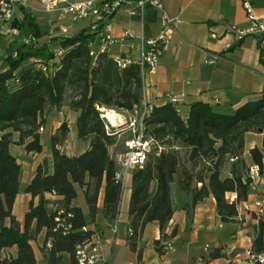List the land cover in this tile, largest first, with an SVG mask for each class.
<instances>
[{
	"label": "trees",
	"instance_id": "trees-1",
	"mask_svg": "<svg viewBox=\"0 0 264 264\" xmlns=\"http://www.w3.org/2000/svg\"><path fill=\"white\" fill-rule=\"evenodd\" d=\"M21 15L20 20L10 24L19 31V37L9 44L0 72V252L17 249L16 257L7 253L0 257V264H36L30 243L36 241L35 236L42 231L44 244L51 242L49 250L42 249L46 252L47 264H76L75 247L90 235L82 229L94 226L99 230L95 221L98 215H102L107 225L116 222L119 215L123 185L115 180L117 167L108 153L117 135L106 134L98 108L131 112L138 107L142 99L141 71L136 64L120 69L106 53L98 54L94 60L90 44L96 34L88 28L72 37L55 36L25 9H21ZM26 36H32L36 42L23 44L21 39ZM45 36L47 41L40 43ZM257 45L260 48L258 39ZM56 49L62 51L58 64L54 63ZM259 62L264 69L262 52ZM40 65L46 67V72ZM69 93L72 94L69 107L79 113L78 138L89 140L90 148L75 157L61 153L59 147L66 140L69 128L66 122L60 125L50 140L51 172L43 163L24 189L25 194L39 200L36 206L30 202L21 230L12 215V206L19 194L21 167L9 147L12 144L24 146L27 153L40 154L38 130L44 125L46 111H60ZM144 124L145 135L161 147V151L156 155L155 147L144 167L131 173L128 247L137 253L138 259L141 235L146 225L154 222L162 234L154 248L158 254L164 253L161 242L166 238L164 229L174 212L170 186L175 180L189 197L184 205L188 217L197 203L211 195L220 220L223 223L235 221L237 206L247 200L251 188L247 177L250 166L243 159L244 137L257 130L264 134V94L255 95L232 115L220 114L212 105L197 102L190 106L187 116L182 117L178 105L167 103L154 107ZM14 134L18 136L17 141H13ZM179 149L187 151L192 169L200 163L206 167L196 173L182 167ZM228 158L230 177L222 179ZM250 160L252 165L264 166V135L261 149L250 150ZM193 182L200 183L201 187H193ZM77 188L84 194L85 212L73 205ZM102 188V205L98 207ZM227 193L235 194L236 199L229 203L225 198ZM46 194L62 197V200L49 208ZM56 205L72 215L69 220L72 231L68 235L58 230L54 232ZM174 234L175 231L172 236ZM253 250L254 253L264 251L261 224ZM220 256L215 251L212 258Z\"/></svg>",
	"mask_w": 264,
	"mask_h": 264
},
{
	"label": "crops",
	"instance_id": "crops-1",
	"mask_svg": "<svg viewBox=\"0 0 264 264\" xmlns=\"http://www.w3.org/2000/svg\"><path fill=\"white\" fill-rule=\"evenodd\" d=\"M66 1L82 3L88 0ZM105 1L96 0L98 4ZM251 4L255 17L264 22V0H252ZM26 11L36 18L42 28L55 36H63L58 30L60 26L68 29L66 37L75 36L87 28L86 21L73 22L59 13H45L35 0L29 1ZM163 12L179 18L181 23L172 32L169 47L161 57L156 71L153 74L145 73L141 77L140 105L161 107L168 103L167 96L173 95L181 99L178 108L182 117H186L190 106L197 102L208 105L217 102L215 108L218 113L232 115L237 107L251 101L255 95L264 94V69L259 62L257 40L254 37H246L238 43L234 33L230 31L231 26L241 30L250 27L238 0H164L163 10L148 7L143 12L130 3L118 10L109 21L112 43L107 47L106 55L114 61L117 58H126L131 64H136L143 42L157 37L162 30L160 17ZM21 18V13H18L14 21ZM45 41L46 36L40 39V43ZM10 43L0 38V72ZM92 50H100L97 37ZM60 58L56 57L54 63L58 64ZM50 111L48 116L45 114L44 132L40 133V154L27 153L24 146L12 144L9 147L11 155L21 167L19 194L12 206V215L20 224L21 230L30 202L36 206L39 200L25 194L24 189L43 163H46L47 170L51 172L50 140L60 125L66 122L69 128L66 140L59 147L61 153L75 157L90 148L89 140H81L77 135L76 120L79 113L67 106H63L58 112L56 109ZM53 113H56V116L51 117ZM262 135V130H257L246 133L244 137L243 159L248 166H252L250 150L261 149ZM17 139L18 136L14 134L13 141ZM124 151L121 137H117L116 143L109 148V157L113 159L116 154ZM230 164L228 158L222 170V179L230 177ZM116 167L118 170L119 167ZM126 180L127 177L123 185ZM192 186L199 189L201 184L193 182ZM130 194L131 174L128 184L122 189L116 234L112 243V235L105 219L102 215L96 217V225L103 235L104 249L109 250L106 264H250L249 253L254 252L253 242L259 224L262 226L264 242V217L257 221L253 216L255 202L264 198V178L250 188L247 200L237 206V217L232 223H223L220 220L216 212V202L211 195L197 203L188 217L184 205L189 201V197L180 190L175 180L170 186L174 212L164 229L166 238L161 242L164 246L171 247V250L162 255L156 252L154 244L161 241L162 234L156 222L150 223L146 225L138 242V249H141L140 259L137 253L130 251L128 247ZM44 197L50 203L49 208L62 200V197L51 194ZM102 198L103 188L99 192L98 207L102 205ZM225 198L231 203L236 199V195L227 193ZM73 205L84 212L87 209L84 194L79 188ZM40 235L44 236V231ZM32 243H35L37 248ZM30 244L36 264H47L46 252L40 247V242L32 241ZM215 251L221 256L212 258ZM7 253L16 257V247L1 251L0 257ZM261 253L264 254V251Z\"/></svg>",
	"mask_w": 264,
	"mask_h": 264
},
{
	"label": "built area",
	"instance_id": "built-area-1",
	"mask_svg": "<svg viewBox=\"0 0 264 264\" xmlns=\"http://www.w3.org/2000/svg\"><path fill=\"white\" fill-rule=\"evenodd\" d=\"M30 0H0V32L5 30L6 34L19 37L17 30L10 27L12 21H14L16 15L21 13V9L29 8ZM37 1L42 10L45 13H59L60 16H67L71 21H86L87 28L91 33H95L97 39L100 42L99 52L92 50L93 43L90 44V55L96 59L100 53H105L107 47L112 43L110 36V19L120 9L132 3L135 8L143 12L148 7L163 10L164 0H106L105 2L98 4L96 0H88L82 3H69L66 0H35ZM245 12L246 19L250 23V27L245 30L237 29L234 26L230 27L236 37L237 42L242 41L246 37H254L256 40H260V52L264 53V22L257 19L253 13L252 0H238ZM132 12V11H131ZM160 23L162 30L159 35L153 39H148L143 42L140 49V57L136 63L140 67L141 77L145 73L153 74L160 62L161 57L167 51L171 34L175 31L181 23V20L177 17H171L167 13L163 12L160 17ZM61 35L67 36L68 29L66 27H58ZM53 35V33L51 34ZM21 42L26 45H32L36 41L32 36H26L21 39ZM55 56L60 58L62 51L56 50ZM32 62L37 60L32 59ZM118 67L124 69L131 64L129 59L117 58L115 59ZM41 69L46 72V67L40 65ZM52 71V70H51ZM180 97L169 95L167 96V102L173 105L180 103ZM217 102L212 104L215 107ZM152 105H139L134 107L131 112L123 110H112L105 108H98L99 116L104 121V129L107 135L116 134L120 137L124 133H128L129 137L124 140L123 145L125 151L123 153L116 154L113 158L115 164L119 167L115 172V180L121 182L122 185L126 177L134 170L142 169L146 164L149 155L156 148V155L161 151V147L145 135L144 121L149 117L153 110ZM108 112H114L120 118L124 120L125 125L118 127L120 124L113 125L111 121L106 119ZM118 122V120L116 121ZM39 133L44 132V127L39 128ZM247 177L250 180V186L256 185L261 178H264V166L258 167L252 165L248 169ZM55 196V195H52ZM55 207V206H54ZM255 210L253 211L254 218L259 221L264 217V198L256 201L254 204ZM55 216V229L60 231L63 235H68L72 231V225L69 220L72 218L70 213H66L64 209L56 205ZM113 238L116 234L117 224L107 225ZM83 232L89 233V237L78 244L74 250V259L76 264H106L108 249H104L103 235L100 230L94 226H88L82 229ZM40 247L44 250L51 248V242L46 244L42 241ZM171 250L168 245L164 246L163 251ZM250 264H261L264 262V254L262 253H249Z\"/></svg>",
	"mask_w": 264,
	"mask_h": 264
},
{
	"label": "rangeland",
	"instance_id": "rangeland-1",
	"mask_svg": "<svg viewBox=\"0 0 264 264\" xmlns=\"http://www.w3.org/2000/svg\"><path fill=\"white\" fill-rule=\"evenodd\" d=\"M0 38H4L5 40H7L8 43H10V42H12L13 40L16 39V37L12 36L11 34H6L5 30H3L2 33H0ZM71 96H72L71 93H69L67 95L63 106L69 107ZM50 112H51L50 110H47L46 111V115L48 116ZM55 114L56 113H53L51 115V117L56 116ZM120 137H121L122 142H124V140H126L129 137V135H128V133H124ZM179 155H180V159H181V166L185 167V168H188V169H191L194 173H196L197 171H200L203 167H206V165H203L202 163H200V164H198L197 167H195V169H192L194 166H193L192 163H190L188 161V153H187V151L184 150V149H179ZM129 175L127 176V180H126L125 184L122 186V189L124 188V186H126L128 184ZM35 240H36V242L38 241V242L41 243L43 241V236L42 235H37V236H35ZM32 245H34L35 248H37L35 243H32Z\"/></svg>",
	"mask_w": 264,
	"mask_h": 264
},
{
	"label": "bare ground",
	"instance_id": "bare-ground-1",
	"mask_svg": "<svg viewBox=\"0 0 264 264\" xmlns=\"http://www.w3.org/2000/svg\"><path fill=\"white\" fill-rule=\"evenodd\" d=\"M106 119H108L109 121H111V123L113 125L119 123L120 125L118 127H123L125 125V121L124 120H119L120 118L113 111L112 112H108L107 111ZM117 120H118V122H116Z\"/></svg>",
	"mask_w": 264,
	"mask_h": 264
}]
</instances>
